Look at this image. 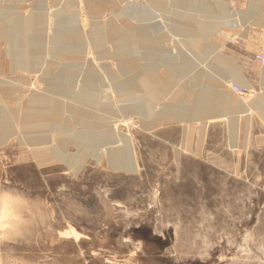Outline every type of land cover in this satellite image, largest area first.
I'll list each match as a JSON object with an SVG mask.
<instances>
[{"label": "rangeland", "instance_id": "1", "mask_svg": "<svg viewBox=\"0 0 264 264\" xmlns=\"http://www.w3.org/2000/svg\"><path fill=\"white\" fill-rule=\"evenodd\" d=\"M49 1L0 69V187L40 203L0 264H264V0Z\"/></svg>", "mask_w": 264, "mask_h": 264}, {"label": "crops", "instance_id": "2", "mask_svg": "<svg viewBox=\"0 0 264 264\" xmlns=\"http://www.w3.org/2000/svg\"><path fill=\"white\" fill-rule=\"evenodd\" d=\"M50 4L49 0H0V69H35L31 68L29 62V57H32L29 52L30 31L34 32L40 26V24L37 25L36 19H45L44 14L49 10ZM27 8L31 9L28 16L23 12ZM34 34L36 35L38 32H34ZM14 39L15 45H13ZM13 51L17 53L16 58L12 56ZM230 67L234 70L231 65ZM234 73L237 74V78L233 74H229V76L239 79V73L236 70ZM2 84L13 85L0 77V85ZM235 84L241 87L240 84ZM221 117L222 115L217 116V118Z\"/></svg>", "mask_w": 264, "mask_h": 264}, {"label": "clouds", "instance_id": "3", "mask_svg": "<svg viewBox=\"0 0 264 264\" xmlns=\"http://www.w3.org/2000/svg\"><path fill=\"white\" fill-rule=\"evenodd\" d=\"M40 203L26 191L11 186L0 187V242L23 239L39 216ZM2 264H31L23 254L8 249Z\"/></svg>", "mask_w": 264, "mask_h": 264}, {"label": "bare ground", "instance_id": "4", "mask_svg": "<svg viewBox=\"0 0 264 264\" xmlns=\"http://www.w3.org/2000/svg\"><path fill=\"white\" fill-rule=\"evenodd\" d=\"M16 41H14V44ZM16 52H14V57L16 58ZM223 73L227 70H222ZM225 74V73H224ZM56 78V77H55ZM61 78V77H60ZM57 79V78H56ZM55 79V80H56ZM59 79V78H58ZM59 82V81H58ZM55 86H57L55 83H53ZM139 87V85L135 82L131 80H127L125 83H123L120 87V89L123 91V93L125 94H129V93H133V89ZM205 92H202V91H199L197 92L195 95H194V100L198 103V105L200 107H204L206 105L207 102H205ZM208 99V98H207ZM218 100L217 101H214L212 102V106H216L218 105ZM205 109V107H204ZM34 118H38V116L36 114H34L33 112H30L28 115H27V118H26V122L27 123H31V121L34 120ZM48 121V120H47ZM32 124V123H31ZM112 157H113V161L115 162V166H119L120 164L123 165V166H126L127 163H128V160H127V152L125 151H121V152H112Z\"/></svg>", "mask_w": 264, "mask_h": 264}, {"label": "built area", "instance_id": "5", "mask_svg": "<svg viewBox=\"0 0 264 264\" xmlns=\"http://www.w3.org/2000/svg\"><path fill=\"white\" fill-rule=\"evenodd\" d=\"M259 59L264 60L262 54L259 55ZM234 90H235V92L240 93L242 89H241V87H239L238 85H236V86L234 87Z\"/></svg>", "mask_w": 264, "mask_h": 264}]
</instances>
